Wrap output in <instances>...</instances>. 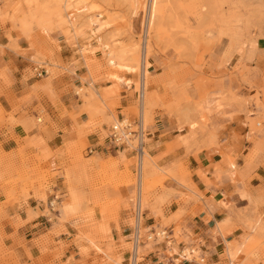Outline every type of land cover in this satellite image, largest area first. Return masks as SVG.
Masks as SVG:
<instances>
[{"label": "rangeland", "instance_id": "rangeland-1", "mask_svg": "<svg viewBox=\"0 0 264 264\" xmlns=\"http://www.w3.org/2000/svg\"><path fill=\"white\" fill-rule=\"evenodd\" d=\"M151 6L152 0L4 1L0 23L7 28L8 38L11 42L22 37L29 41L32 74L38 77V67L48 72L39 77L46 76L43 84L34 89H44L53 77L66 72L57 68L61 63L55 57V50L59 49L56 36L62 35L74 46L73 66L65 68L74 73L77 67H83L85 75L81 84L74 87L80 105L71 114L75 122L80 117L87 120L76 122L72 137L62 150L65 159L55 169L47 161L51 152L42 146V139L31 140L34 138L29 135L22 139L27 142L20 143L19 162L0 149V191L5 197L0 202V264H19L16 253L4 243L3 217L9 205L15 207L22 196L27 198L32 193L45 203L49 195L54 201L53 207L51 201L45 206V215L53 224L41 239L45 259L47 255H60L49 253L48 245L55 244L52 236L60 234L64 224L71 222L77 231V264H143L147 253L155 250L162 256L161 262L172 264L174 258L182 264H197L195 260L210 264L209 254L200 243L182 234L181 216L190 211L183 206L165 217L160 207L164 196H156V190L164 188L168 178L191 189V173L182 159L160 166L151 155L153 161H148L141 175L138 157L131 151H119L117 157L110 153L99 155L88 137L94 135L100 144L106 142L109 146L107 138L112 124H118L116 119L121 122L122 117L134 118L141 111L150 135L157 119L173 121L175 136L168 152L183 148L188 155L221 145L219 131L225 122L219 120L229 117L242 125L247 142L241 152L229 155L228 175L245 184L247 177L264 165V43L260 46V40H264V0H157L156 15L149 28ZM197 35L207 40H195ZM80 38L83 40L79 45ZM0 77L8 81L4 72H0ZM37 111V116L23 112L25 118L19 122L13 111L7 112L0 104V131L8 123H20L27 133L44 131L51 117ZM191 122H196L194 129ZM150 135L145 137L147 145ZM29 146L42 154L27 157L25 149ZM239 159L243 167L238 164ZM218 172L220 176L223 170ZM58 178L64 190L56 192ZM241 193L250 203L239 210L244 212L246 231L239 240L226 241L221 264H230L228 249L239 251V258L232 254L233 264L235 260L236 264H264V211L253 197ZM180 199L188 205L198 197L183 194ZM149 207L162 218L155 229L141 228L143 214ZM129 211V224L137 225L140 235L136 251L135 229L131 236H122L118 245L108 224L119 223ZM30 213L32 217L37 215L32 210ZM225 222L219 221L215 230L226 234ZM173 223L172 237L168 229ZM14 226L18 229L20 224L15 222ZM164 230L167 235L157 237ZM180 242L185 244L181 249ZM59 244L65 246L63 242ZM163 244L166 250L160 247Z\"/></svg>", "mask_w": 264, "mask_h": 264}, {"label": "crops", "instance_id": "crops-1", "mask_svg": "<svg viewBox=\"0 0 264 264\" xmlns=\"http://www.w3.org/2000/svg\"><path fill=\"white\" fill-rule=\"evenodd\" d=\"M4 1L0 0V10L3 8ZM5 29L7 28H4L0 23V72H4L8 79L6 82L0 77V104L7 112L13 111L14 118L19 122L25 118L23 112L28 111V113L37 116L39 114L37 110L41 111L42 114L47 113L51 117V122L44 131L34 132L31 130L29 133L20 123L16 126L8 123L0 131V149L5 154H12L19 162L20 143L27 142L26 140L22 141V139L28 135L34 138L31 140L40 141L42 139V146L51 152L47 161L53 163L55 169L56 165L61 164L62 160L65 159L62 150L65 148V142L72 137L76 122L87 120L86 117H80L75 122L71 114L77 110V105H80L78 97L74 93V87L81 84L80 81L85 75V70L83 67H77L74 73H69V69L65 68L67 65L68 67L73 66L71 63L76 57L73 56L75 49L65 37L58 35L56 40L59 49L55 50V57L61 64L57 65V68L66 72L53 77L50 85L44 89H39V87L34 89V86L43 84L46 76L39 78L30 72L33 67V52L30 49L29 41L22 37L18 38L16 42H11ZM82 40L83 38L78 39L79 45ZM263 43L264 40H260V46ZM230 109L228 110L230 111ZM219 121L225 122L224 128L219 131L221 145H214L209 149H202L188 155L185 154L183 148L168 152L175 136L174 122L168 118L157 119L149 137L151 140L147 145L150 154L157 158V164L160 166L168 165L181 158L183 164L188 167L191 173V189L176 179L168 178L164 182V188L159 187L156 190V196H164V203L160 207L165 217H169L183 206L187 208L188 212L190 211L181 216L182 234H185L192 242L200 243L202 250L209 254L210 264H221L220 256L226 247V241L239 240L246 231L243 224L244 212L241 214L239 210L247 208L250 203L249 198L243 197L241 192H245L255 201H258L259 208L264 211V165L258 166L252 172V177H247L245 184L235 182L228 175L229 155L234 152H241L247 141L245 135L242 134L240 123H234L229 117L220 118ZM190 125L194 129L196 122L195 125L192 122ZM88 138L90 143L96 147V152L99 155L110 153L113 157H117L118 152L123 151L108 146L106 142L104 145L100 144L99 139L94 135H90ZM25 154L27 157L34 158L35 154L40 155L42 152L34 146H29L25 149ZM128 155L131 156L132 154L128 153ZM216 164L220 165L216 166ZM238 164L243 167L240 159ZM220 169L223 170V173L219 176L220 172L218 171ZM60 190L63 191L64 189L61 179L58 178L54 191ZM183 194L194 195L198 197V200L192 199L188 205H184L180 199ZM52 198V195H49L48 201L45 203L43 199H39L32 193L27 198L22 196L19 204L16 203L15 207L8 206L7 213L3 217L4 243L16 253L19 264H77L79 249L74 242L77 231L71 222L64 224L60 234L52 236L55 244L49 243L48 245L49 253L56 254L59 252L60 255L54 258L47 255L46 258L48 257V259L43 258L42 249L44 246L41 239L46 237L49 229L53 227L52 222H49L48 216L45 215V206ZM4 200L5 197L1 195L0 191V202ZM151 204L154 202L151 201ZM30 210L37 215L32 217ZM98 218L101 221L99 215ZM131 218L129 211L123 214L119 223H108L111 228V235L118 245L122 236L129 237L134 232L135 226L129 224ZM141 220V213H139L137 224ZM161 220V216L156 215L149 207L143 214L141 228L155 229L160 225ZM219 221H226L225 227L228 230L226 234L215 230ZM15 222L20 224L18 229L14 226ZM174 231L175 224L173 223L168 229L169 235L173 237ZM61 242L65 244L64 247L59 246ZM184 245L180 242L178 244L179 249ZM160 247L162 250H166V245L163 244ZM229 252L234 255L237 254L239 258V251L235 253V251L228 249ZM160 259L162 256L159 250L151 251L147 253L143 264H170L169 262H161ZM180 263L182 264V261ZM234 263L236 264L238 261L235 260Z\"/></svg>", "mask_w": 264, "mask_h": 264}, {"label": "built area", "instance_id": "built-area-1", "mask_svg": "<svg viewBox=\"0 0 264 264\" xmlns=\"http://www.w3.org/2000/svg\"><path fill=\"white\" fill-rule=\"evenodd\" d=\"M37 76L41 77L44 74H47V70L45 68H36ZM138 97L142 98L141 91L138 93ZM122 121L121 123L115 124L113 123L110 127V133L108 135V144L111 147L122 149V150H129L131 151L134 156L138 157V160L140 161L141 158L144 155V147L147 145V141L145 140V135L149 136L150 133H148V128L143 123V119L141 116V111H139V114L137 117L130 118V117H122L120 118ZM92 151V149H91ZM55 198H58L57 196ZM137 199V205H136V218L139 214V203ZM54 206V201H51V207ZM137 225L135 227V251L139 244V238L140 235L137 233ZM167 235V231H162L157 235ZM138 236V237H136ZM151 238V236H150ZM137 255V254H136ZM136 255L134 258L136 259ZM136 261V260H135ZM172 262L174 263L173 259ZM197 264L199 261L195 260ZM136 263V262H134ZM180 264V263H177Z\"/></svg>", "mask_w": 264, "mask_h": 264}, {"label": "bare ground", "instance_id": "bare-ground-1", "mask_svg": "<svg viewBox=\"0 0 264 264\" xmlns=\"http://www.w3.org/2000/svg\"><path fill=\"white\" fill-rule=\"evenodd\" d=\"M58 1H60V0H58ZM157 0H152V6H151V8H150V13H149V28H150V26H151V24H152V22H153V20H154V17H155V15H156V9H155V6H154V3L156 2ZM195 40H200L202 43L203 42H205L207 39H205L204 37H202V36H200V35H197V36H195ZM202 45H204V44H202ZM140 91H141V89H140ZM141 93H142V91H141ZM141 116H142V114H141ZM116 121H117V123H121L120 121H118L117 119H116ZM143 123H144V119H143ZM144 127H145V123H144ZM146 136V135H145ZM144 155H143V157L141 158V160L139 161V165H140V169H141V171H140V173H141V175H142V171H143V169H145V166L146 165H148L147 163H148V161L149 160H152V158H151V154L149 153V151L144 147ZM153 161V160H152ZM141 178H142V176H141ZM141 183V185H142V182H140ZM140 185V188L142 187ZM141 191V190H140ZM141 206V205H140ZM140 209H141V207H140ZM142 221V220H141ZM139 222V221H138ZM187 249V248H186ZM185 249V251H189V250H186ZM184 250H183V252L184 253H186ZM191 253H193V250L191 251ZM189 254V253H188ZM184 255H186V254H184ZM191 256H189V258H190ZM229 257H230V264H233V255L232 254H230V252H229ZM235 257V256H234ZM173 259V261H174V263H172V264H177L179 261L178 260H175L174 258H172ZM171 259V260H172ZM175 261H177V263H175Z\"/></svg>", "mask_w": 264, "mask_h": 264}]
</instances>
